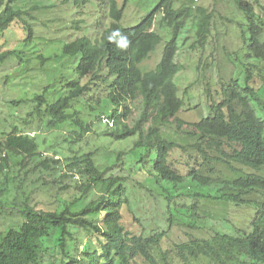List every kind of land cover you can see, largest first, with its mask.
<instances>
[{
    "label": "trees",
    "instance_id": "trees-1",
    "mask_svg": "<svg viewBox=\"0 0 264 264\" xmlns=\"http://www.w3.org/2000/svg\"><path fill=\"white\" fill-rule=\"evenodd\" d=\"M26 1L0 0V66L17 55L3 40L14 26L22 25L26 33L23 44L34 40L28 21H34V13L42 7L34 0L24 9L21 3ZM97 1L106 5L107 12L97 19L90 16L84 26L75 22L73 29H83L82 35L62 49L71 67L70 76L60 82L63 96L54 102L49 97L51 86L44 87L31 100L34 109L24 124L38 120L49 132L65 130L64 143L68 145L82 144L97 124L105 125L98 137L127 143L129 149L118 152L114 160V152H109V164L102 168L95 163L94 153L67 158L68 170L84 179L80 195L70 204L81 209L44 211L32 206L29 197L20 204H8L15 180L4 174V167L12 156L22 168L27 159H35L37 171L55 173L61 162L44 158L36 140L18 134L17 129L1 138L0 213L14 216L16 212L22 222H2L0 264H155L152 252L170 238L178 215H188L191 229L209 227L212 231L209 239L190 237L186 243L173 244L180 264L189 259H205L211 264H264V4L261 0H220L221 12L200 6L175 10L172 0H160L139 25L124 28L120 25L124 8L120 9L116 0ZM159 12L172 38L156 68L143 72L141 66L161 44L153 31ZM185 20H192L195 27L192 51H204L220 31L222 37L228 35L232 52L226 60L234 68L220 77L221 102L212 100L210 89H206L210 114L193 124L178 118L184 101L175 83L184 70L177 54ZM117 31L128 37L126 48L117 46L120 35L108 38ZM166 129L195 143L181 146L164 132ZM223 142L234 148L225 152ZM186 148L193 149L197 167L184 176L172 168L169 159L174 151ZM209 151L218 157L209 158ZM209 160L232 173V177L217 181L219 187L213 194L209 192L212 177L201 172L208 170ZM121 166L127 170L119 176L114 172ZM185 178L190 181L187 187ZM136 190L147 193L153 215L142 213L146 204L141 206L133 199L131 193ZM203 200L234 208L254 206V217L242 228L219 220L220 228L215 230L210 225L216 218L201 216L199 203ZM52 235H57L56 244L48 255L45 240ZM165 255V264H173Z\"/></svg>",
    "mask_w": 264,
    "mask_h": 264
},
{
    "label": "rangeland",
    "instance_id": "rangeland-1",
    "mask_svg": "<svg viewBox=\"0 0 264 264\" xmlns=\"http://www.w3.org/2000/svg\"><path fill=\"white\" fill-rule=\"evenodd\" d=\"M118 7L124 8L123 18L120 25L124 28H132L139 25L153 10L157 7L160 0H116ZM34 0H28L21 3V7L28 9ZM41 10L34 13V21L25 18L33 27L34 40L27 45L23 44L26 33L21 28V24L14 26L11 32L5 34L3 40L7 41V47L14 49L17 55L8 59L5 64L0 66V139L17 129V133L34 138L39 145V151L44 158H54L61 162L60 168L55 173L39 172L35 169L38 161L27 159L26 166L22 168L17 164V159L10 157L9 165L4 167V174L10 179L14 178V184L10 185V194L8 204L16 202L20 204L23 199L29 197L31 205L40 210H62L70 207L73 211L81 209L80 206H71L73 199L78 197L82 191L81 186L84 179L78 173L71 172L66 167L67 158L73 154L80 156L85 153L95 154V163L102 168L109 164L107 156L109 152L116 154L120 151L129 149L127 143H110L100 137L105 125H96L94 133L86 136L84 142L80 145H68L64 143L67 136L65 130L58 132H49L45 130L38 120L32 125H25L26 115L34 109V103L31 100L41 94L44 87L51 86L50 100L54 102L63 96L62 85L60 82L70 76V64L62 56L63 47L71 41L82 35L83 29L74 30V23L80 21L81 26L86 25L90 16L95 19L103 16L107 12L106 5L97 0H39L37 1ZM264 4V0H261ZM175 10L183 8L205 7L212 9L218 8L221 12L224 7L220 0H172ZM85 23V24H84ZM17 25V24H15ZM153 31L161 38V44L157 47L150 58L143 63L141 69L143 72L153 71L162 59L165 46L172 38V31L163 21V14L159 12L154 21ZM223 36V31L210 40V44L204 51L190 50V46L195 42V27L192 20H185L184 28L179 34L178 45L179 52L177 61L183 65L184 70L175 78L178 86L179 96L184 101V107L178 114V118L186 123H197L210 114V98L207 99L205 91L210 89V97L216 102H221L223 97L220 93V77L222 74H230L234 70L233 66L228 64L226 55L230 51V39ZM19 57L22 61L20 62ZM42 58V60H41ZM44 60V61H43ZM186 91V93H185ZM13 103H19L14 106ZM105 121V120H104ZM176 143L181 146H192L195 142L183 139V136L176 135L174 129H166ZM6 134V135H5ZM225 152L231 151L226 142H223ZM72 151V153H71ZM210 157H218L217 153L209 151ZM170 163L172 168L179 174L186 176L192 167H197L196 155L191 148L185 150L178 149L171 153ZM208 170H202L204 174L212 177L213 186L209 192L213 194L214 189L219 187L217 181L232 177V173L218 162L208 161ZM236 169L240 166L235 165ZM115 170V174L122 176L124 168ZM209 169L213 170L210 173ZM35 170V172H34ZM127 170V169H126ZM244 171H247L244 169ZM131 181V180H130ZM134 184V181L131 182ZM129 182V184L131 185ZM190 181L185 178L184 186L187 187ZM18 187V189H17ZM20 187V189H19ZM147 193L134 191L131 193L133 199L143 205V214L151 215L153 204L148 198ZM179 199L178 201H182ZM201 207V216H214L216 219L213 229L220 228V221H229L239 228L246 227L254 217L255 207L234 208L233 206H223L203 200L199 203ZM227 212V214H226ZM9 216V212L1 214L0 226L3 221L10 225H17L22 222V218ZM153 215V214H152ZM223 216V217H222ZM129 218H131L129 216ZM178 222L173 227L170 238L164 240L159 248L153 252L155 264H165L163 257L166 256L168 262L180 264L182 261L178 258L174 243H186L190 237L209 239L212 231L206 227L201 230H194L189 227L188 215L176 216ZM205 218V217H203ZM220 220V221H219ZM12 223V224H11ZM225 232L224 229H221ZM57 235L45 240V246L48 255H51L56 244ZM80 250L82 246L79 247ZM49 261V260H46ZM47 262H45L46 264ZM147 264V263H143ZM183 264H211L205 259L193 261L189 259Z\"/></svg>",
    "mask_w": 264,
    "mask_h": 264
},
{
    "label": "clouds",
    "instance_id": "clouds-1",
    "mask_svg": "<svg viewBox=\"0 0 264 264\" xmlns=\"http://www.w3.org/2000/svg\"><path fill=\"white\" fill-rule=\"evenodd\" d=\"M115 35H120V40L118 41V47L120 48H126L128 43H129V40H128V37L125 36V35H122L120 34L118 31L117 32H113L112 35H110L108 38L109 39H112V36H115Z\"/></svg>",
    "mask_w": 264,
    "mask_h": 264
}]
</instances>
